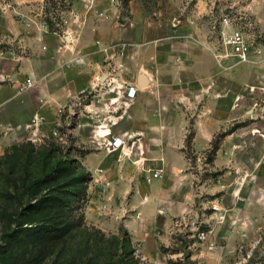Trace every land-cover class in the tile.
<instances>
[{
	"label": "rangeland",
	"instance_id": "374dc122",
	"mask_svg": "<svg viewBox=\"0 0 264 264\" xmlns=\"http://www.w3.org/2000/svg\"><path fill=\"white\" fill-rule=\"evenodd\" d=\"M235 27L249 36L253 54L225 68L215 53L222 32ZM68 28L126 42V50L137 51L138 71L145 63L169 84L170 106L182 86L199 90L213 83L212 143L196 151L187 137L192 182L174 195V203L186 197V208L147 222L145 234L131 235L126 217L98 213L90 196L93 176L82 163L88 150L68 130L73 124L62 127L63 139L47 127L36 139L34 105L19 110V104L4 102L9 83H22L34 63L52 55L51 29L63 34ZM27 92L21 93L22 106ZM206 100L188 115L203 111ZM0 127V264H88L91 258V264H264V0H0ZM192 133L190 125L187 136ZM60 159L71 176L53 172ZM86 176L92 179L83 182ZM64 181L67 213L59 206L26 209L37 199L41 206L49 202ZM51 216L85 226L59 242L33 237L27 250L19 248L25 233L45 227ZM203 230L207 239L199 236ZM19 233L23 240L14 241V253L6 252Z\"/></svg>",
	"mask_w": 264,
	"mask_h": 264
},
{
	"label": "crops",
	"instance_id": "0c3cea01",
	"mask_svg": "<svg viewBox=\"0 0 264 264\" xmlns=\"http://www.w3.org/2000/svg\"><path fill=\"white\" fill-rule=\"evenodd\" d=\"M92 28L99 30L95 25ZM85 32L88 31L75 28H68L64 34L52 32L50 36L56 40V46L51 56L33 64L37 83L26 93L29 101L22 106L24 97L17 91L20 83H9L11 94L4 102L19 104V110L33 104V115L46 118L42 129L58 123L64 127L74 121L67 128L88 150L82 163L93 176L90 196L98 213L126 217L123 224L131 235L145 234L147 222L159 215L168 218L174 215L175 208L180 212L186 208V197L174 203V195L182 185L192 182L185 151L187 130L192 125L191 144L196 151L211 145L213 83L199 90L187 91L182 86L174 99L175 105L170 106L169 84L163 83L160 75L157 78L145 63L144 69L138 71L137 51L131 50L121 57L123 67L115 69V80L109 83L106 73L113 68L104 60V52L98 50L96 41L110 43V40L89 38ZM80 54L85 56V64L66 63ZM11 73L14 79L19 78ZM141 74L146 75L147 83H140ZM99 77L102 81L106 79V83H100L97 96L85 103L79 98L80 90ZM130 86L137 88L134 97L126 95ZM203 98H207V105L191 118L187 111ZM61 105H65L63 115L57 113ZM2 126L10 130L6 122ZM114 136L121 137L123 144L108 150L105 143ZM2 151L0 146V154ZM156 169L163 176L155 175L148 181L147 177Z\"/></svg>",
	"mask_w": 264,
	"mask_h": 264
},
{
	"label": "built area",
	"instance_id": "2783aa9c",
	"mask_svg": "<svg viewBox=\"0 0 264 264\" xmlns=\"http://www.w3.org/2000/svg\"><path fill=\"white\" fill-rule=\"evenodd\" d=\"M101 14H104L101 12ZM44 27H47L46 25ZM54 33H60L58 30H52ZM61 34V33H60ZM64 34V33H63ZM64 39V38H63ZM65 40V39H64ZM96 45L99 51L104 52V60L108 63H111L113 69H110L106 76L109 78V83L112 80H115V69L119 67H123V60L121 57L125 55L126 52V42H116V43H104L101 40L96 41ZM252 43L250 41L249 36L243 31L240 27L231 28L229 31L222 32V40L220 42V48L216 50V57L219 60L220 64L225 67H231L236 63L249 61L252 58ZM120 57V59H119ZM87 61L84 55H76L68 59L66 61L67 64H75L81 65L85 64ZM37 81L34 74H30L27 76L22 83L18 86V93H23L29 91L36 85ZM100 83H106V79L102 81L100 77L94 83H91L87 87H83L80 90L79 98H83L84 102L93 101V99L97 96ZM108 83V82H107ZM137 88L134 86H130L126 90V95L129 97H134L136 95ZM83 96V97H82ZM65 111V105H61L57 109V113L59 115H63ZM46 123V118L41 114H36L32 117V121L30 125L33 126V134L36 139H41L43 137L44 131L42 129V125ZM73 124V122H71ZM70 125V124H69ZM63 124L58 123L52 126L50 130L51 134L56 138L63 139L65 133L62 131ZM97 134V133H96ZM100 134V133H99ZM123 144V139L119 136H114L108 141H106L105 145L108 150H113L119 148ZM160 176L161 173L158 169H156L153 175L147 177L148 181H151L153 176ZM221 218L225 215L221 213ZM199 236L202 239H207L209 234L207 231L203 230L199 232Z\"/></svg>",
	"mask_w": 264,
	"mask_h": 264
},
{
	"label": "trees",
	"instance_id": "16d2710c",
	"mask_svg": "<svg viewBox=\"0 0 264 264\" xmlns=\"http://www.w3.org/2000/svg\"><path fill=\"white\" fill-rule=\"evenodd\" d=\"M51 30H57V29H51ZM193 136V133L188 137L191 140ZM54 148H51L50 151H53ZM53 172H57L58 177H63V176H71V171L67 170V165L65 161H62L61 159L59 161L56 162V165L54 167ZM51 173L49 174V178L51 179ZM56 177V178H58ZM77 180H79L78 177H76ZM92 177L90 176H86L83 179V182H87L88 180H91ZM40 183L41 180H34L32 182V184H36V183ZM65 183L62 186L57 187L58 192L56 194L51 195V199H49V202H46L45 204H43V206H41L40 201L41 199H37L34 202H30V205L28 206V208H26L29 212H40L43 211L45 208L49 207L50 209L58 207L60 208V210L62 211L61 214H65L67 213V210L65 211L64 209L66 208V206H68L69 204L66 203L67 201V197L65 196V191L68 189L67 188V181H64ZM71 182H74L73 177L71 178ZM63 186L65 187V189H63ZM68 195L73 194L72 192H70L69 190L67 191ZM51 194V193H50ZM64 194V195H62ZM82 194H85V190L83 191ZM82 198H84V195L82 196ZM32 200V197L30 198V201ZM50 212V211H49ZM73 218V217H72ZM75 219H71L70 222L66 221L65 219H59L57 217L51 216V218L48 220V222L46 223L45 227H39L36 226L33 229L28 230L25 233V237L26 239L23 240L24 234L19 233L18 237L19 239H11L8 242V246L6 248V252L9 253H14V244H16L14 241L16 240H23V242L21 243V245L19 246V248H24L25 250H27V248H29V244L30 242L35 243L32 239H34L33 237H38L37 241L41 242V243H48V242H59L60 240L64 239L65 236L67 234L71 235L73 233V229L75 228H79L81 230V227H84L85 224L82 222L80 223H75L74 222ZM22 223V222H21ZM68 225V228H67ZM37 244V243H36ZM120 245H122L121 247L123 248L124 246V241L120 242ZM128 254H132V251H128ZM93 259H89L87 261L88 264H91V261Z\"/></svg>",
	"mask_w": 264,
	"mask_h": 264
},
{
	"label": "water",
	"instance_id": "95a60500",
	"mask_svg": "<svg viewBox=\"0 0 264 264\" xmlns=\"http://www.w3.org/2000/svg\"><path fill=\"white\" fill-rule=\"evenodd\" d=\"M140 83H147V78L145 74L140 75Z\"/></svg>",
	"mask_w": 264,
	"mask_h": 264
}]
</instances>
